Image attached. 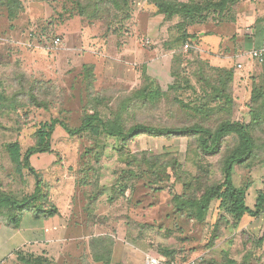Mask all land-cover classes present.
Here are the masks:
<instances>
[{"label": "rangeland", "instance_id": "374dc122", "mask_svg": "<svg viewBox=\"0 0 264 264\" xmlns=\"http://www.w3.org/2000/svg\"><path fill=\"white\" fill-rule=\"evenodd\" d=\"M203 1L221 0H176L190 7ZM226 1L224 11L210 8L200 14L194 33L221 26L226 34V24L236 21L242 0ZM119 4L121 11L104 10L91 18L96 9L82 16L77 0H0L2 15L9 19V10L13 15L3 23L15 28L18 38L13 40L21 42H0V195L21 202L34 193L35 178L24 167V156L38 146L41 124L52 119L73 130L93 115L124 132L136 125L172 128L196 123L216 129L228 121L246 124L251 135L252 149L246 161L234 167L233 181L248 188L246 204L255 210L258 195L264 193V117L256 119L259 104L252 99L241 103L242 90L236 92L235 81L221 90L224 82L244 79L238 68L215 64V57L198 51L171 50L174 27L193 24L190 13L168 18L154 0ZM57 39L59 45L54 44ZM142 49L148 54L140 55ZM255 68L249 78L253 84L263 72L258 62ZM15 143L22 155L19 166L8 152ZM49 145L50 151L34 155L31 165L47 185L50 205L56 207L54 186L63 183L73 189L64 211L75 215V223L88 220L86 230L77 234L91 237L73 244L68 264H103L94 260L89 245L93 238L106 236L114 242L109 248L112 264H122L126 247L153 256L182 249L179 259L198 264H264V210L237 224L217 201L203 223L190 219L192 206L179 212L188 199L202 197L203 186L223 182L224 166L237 149L242 151L238 155L246 153L238 131H230L213 156L197 152L194 138L140 134L123 141L102 128L97 135L87 130L71 136L57 126ZM111 235L123 245L121 250L114 251ZM36 258L16 256L6 264H35ZM47 261L43 264H59L55 258Z\"/></svg>", "mask_w": 264, "mask_h": 264}, {"label": "trees", "instance_id": "16d2710c", "mask_svg": "<svg viewBox=\"0 0 264 264\" xmlns=\"http://www.w3.org/2000/svg\"><path fill=\"white\" fill-rule=\"evenodd\" d=\"M159 1L160 0H154V2L160 6V8L166 11L165 14L166 17L169 16L168 18L174 17L175 14L179 13H181L182 16L184 15L182 13L185 12L190 13L192 18H194V20L191 21L193 22L191 25L186 26L184 23L177 24L174 27L176 31L173 32V34H176L177 36L174 37V39L172 38V40L170 39V43H168V46L172 51H175V53H177L179 50H182L186 44H189L190 47L188 51L193 54L196 52V44L193 41L199 36V33H194L191 31L193 25H196L194 24L196 22L195 19L200 16V14L202 15L205 11L210 10V8H213L215 12H222L226 9V5L228 3L226 0H221L219 3L210 4L203 1L193 7H190L181 5L180 3L176 2V0H161L163 2L158 4ZM2 5L4 7V4ZM77 5L78 7L81 6L80 14L82 16L86 15L88 9L94 7L96 12L90 16L91 18H96L100 13H103L104 10L118 12L120 10L119 8H121L119 0H77ZM174 10L176 12H174ZM8 18L9 20L13 18L10 10L8 13ZM261 65L263 66V72L260 76L261 80H259L258 83L256 82V84H253L252 86L254 87L250 91V99H252L256 105L259 104L260 113H257L256 119H262L264 117V114H261L262 112L264 113V62ZM228 82H224L221 86V90L223 92L227 91V89H229L231 86L233 87L234 80L229 84ZM213 88L215 89V87ZM227 99L230 100L228 97ZM94 123H96V125H93ZM57 126H61L71 136L81 135L87 130H91L97 135V133L100 131V128H102V131L107 135L120 137L123 141L135 139L140 134L159 135L166 136L168 138H194L198 144L197 152L204 156H213L218 154L227 134L232 130L238 131L244 141V145L242 147L244 150H246V153L238 155L242 151H238L239 149H237V152L228 159L224 166L223 182L210 186H203L204 189L202 190L204 193L202 197L197 198L194 196L193 198L188 199L186 202H184V207L179 209V212H184V208L188 205L192 206L191 208L194 210H192L189 215L190 219L192 218L199 223H203L212 203L217 201L220 202L222 207L225 209L227 208V212L232 216L233 220L237 224L246 215L258 217L264 210V193H260L258 195L255 210H251L246 204L248 188H239L235 186L233 181L234 167L236 165H242L246 161L253 146L251 135L246 124L227 121L216 129L202 123L172 128H153L146 125H136L128 132H124V130L121 129L108 128V125L102 119L91 115L85 118L81 127L73 130L70 129L66 123L60 119H52L48 123L41 124L40 130L38 132V146L31 148L24 156V167L28 170L29 174L35 178L34 193L21 202L12 199L11 196L0 195V225L7 224L13 227L18 226L25 212H31L35 219H48L59 214V209L49 204V197L45 191L47 185L43 184V182L39 179L38 172L31 165V158L34 155L47 153L50 151L51 147L49 145V140ZM8 152L12 162L19 166L22 157L20 145L17 143L10 145ZM144 226L145 225L142 227ZM216 230H218V228H216ZM263 240L264 236L262 239H260V242ZM113 243L114 242L110 236L93 238L89 247L93 252L94 260L102 262L103 264H111L112 252L109 250V248L113 247ZM163 255H165L164 257L167 260L176 261L179 264L188 262L185 257H182V259L178 258L183 255L182 249L171 250L168 252L166 251V253L163 252ZM42 258L44 257L36 258L35 264H43L45 261L48 263V259Z\"/></svg>", "mask_w": 264, "mask_h": 264}, {"label": "crops", "instance_id": "0c3cea01", "mask_svg": "<svg viewBox=\"0 0 264 264\" xmlns=\"http://www.w3.org/2000/svg\"><path fill=\"white\" fill-rule=\"evenodd\" d=\"M7 20L10 21L0 12V26L2 24L0 42L21 43L13 40V37L18 38L16 37L17 32H14L13 29L15 28H12L10 23L8 26L3 23ZM191 30L194 32V28ZM11 31L14 32V36ZM198 33V38L193 41L196 44V51L215 57L212 58L215 64H234L236 67L242 65L243 68L238 69L237 72L244 79L234 80V87L236 92L239 88L242 90L241 103L249 101L253 84L249 78L255 74L257 64L250 57V52L253 50L264 51V0H242L239 4L236 21L232 24H226V34H223V27L221 26L215 27L214 30L205 27ZM27 45H30V43L28 42ZM139 54L145 56L148 53L145 49H142L139 50ZM172 56V53H170V57ZM154 63H159V66L165 65V63L160 62ZM146 68L149 69L147 70L149 73L150 65L146 64ZM65 186L61 183L53 187V201L59 209L58 215L48 219H35L31 212H25L18 226L0 225V264H6L16 256L23 257L27 255H35L50 260L55 258L59 264H68L67 258H71V249L75 246L73 244L86 241L88 238L91 239V237L77 234L78 231L86 230L89 215L86 216L87 221L84 222L85 219H83V221L75 223V215L72 218L71 212L67 209L64 211L66 206H70L69 199L70 195L73 194V189H66ZM74 233L78 237H73L72 234ZM112 237L116 242L117 239L114 236ZM121 247L123 245L120 243L118 245L116 242L114 251L116 252L117 248L118 251L121 250ZM193 254L196 255L197 250L193 251ZM147 255L149 254L142 250L126 247L121 252V263L145 264ZM111 261L112 264L114 257Z\"/></svg>", "mask_w": 264, "mask_h": 264}, {"label": "built area", "instance_id": "2783aa9c", "mask_svg": "<svg viewBox=\"0 0 264 264\" xmlns=\"http://www.w3.org/2000/svg\"><path fill=\"white\" fill-rule=\"evenodd\" d=\"M61 42L60 39L55 40L54 44L59 45ZM147 44L150 43L149 40L146 41ZM190 45L186 44L185 49H189ZM250 57L257 61L259 64H262L264 62V51L262 50H253L250 52ZM238 69H242V65H238ZM145 264H179L176 261H169L164 257H159V256H153V255H147ZM182 264H197L196 260H190L188 262L182 263Z\"/></svg>", "mask_w": 264, "mask_h": 264}]
</instances>
